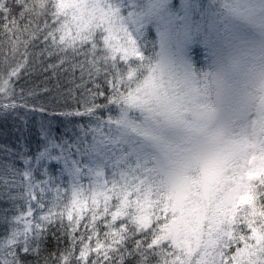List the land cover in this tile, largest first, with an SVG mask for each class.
Instances as JSON below:
<instances>
[{
    "label": "snow or ice",
    "instance_id": "obj_1",
    "mask_svg": "<svg viewBox=\"0 0 264 264\" xmlns=\"http://www.w3.org/2000/svg\"><path fill=\"white\" fill-rule=\"evenodd\" d=\"M137 15L0 0V264H264V173L239 200L161 196L149 118L131 115L159 87L140 78Z\"/></svg>",
    "mask_w": 264,
    "mask_h": 264
},
{
    "label": "clouds",
    "instance_id": "obj_2",
    "mask_svg": "<svg viewBox=\"0 0 264 264\" xmlns=\"http://www.w3.org/2000/svg\"><path fill=\"white\" fill-rule=\"evenodd\" d=\"M230 5L226 8L225 4ZM216 31L208 59L193 66L187 44L147 58L140 78L144 111L131 113L146 127V143L161 161L163 198L184 193L190 201L215 187L247 182V160L264 159V0H216Z\"/></svg>",
    "mask_w": 264,
    "mask_h": 264
},
{
    "label": "rangeland",
    "instance_id": "obj_3",
    "mask_svg": "<svg viewBox=\"0 0 264 264\" xmlns=\"http://www.w3.org/2000/svg\"><path fill=\"white\" fill-rule=\"evenodd\" d=\"M215 5L216 0H123V13L125 16L133 12L139 14L130 21V30L139 48L147 37L154 39L156 54L166 47L175 45L181 49L187 44L183 50L188 59L192 62L191 54L197 53L203 65L208 59L207 45L212 42L218 23ZM247 165L246 180L249 171L264 173V159L257 164L256 157H251ZM239 183H243V178ZM239 183L222 194L215 187L209 188L198 194L196 202L206 203L214 196L242 199L246 193L242 189L237 190ZM175 198L178 202L189 200L184 193L175 195Z\"/></svg>",
    "mask_w": 264,
    "mask_h": 264
},
{
    "label": "trees",
    "instance_id": "obj_4",
    "mask_svg": "<svg viewBox=\"0 0 264 264\" xmlns=\"http://www.w3.org/2000/svg\"><path fill=\"white\" fill-rule=\"evenodd\" d=\"M140 51L146 58H150L153 55H156V43L154 39L151 37H147L144 40V42L141 44ZM191 60L194 66H201L202 60L200 59L197 53L191 54ZM37 83H39V80H37ZM3 142H7V141H3ZM5 207H11V206L6 201H0V208H5ZM6 229H7V225L0 223V235H2L6 231Z\"/></svg>",
    "mask_w": 264,
    "mask_h": 264
}]
</instances>
